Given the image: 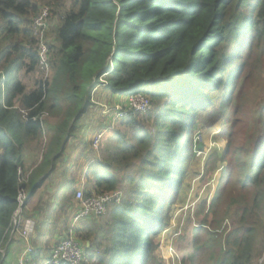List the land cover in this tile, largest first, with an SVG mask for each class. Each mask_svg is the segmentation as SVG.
Instances as JSON below:
<instances>
[{
    "label": "trees",
    "instance_id": "obj_1",
    "mask_svg": "<svg viewBox=\"0 0 264 264\" xmlns=\"http://www.w3.org/2000/svg\"><path fill=\"white\" fill-rule=\"evenodd\" d=\"M62 2L0 0V247L25 187L24 149L43 136L41 117L57 114V93L64 92L66 109L59 108L39 166L48 164L49 172L111 62L105 78L110 93L123 100L142 94L152 109L120 119L101 141L102 158L89 167L93 184L85 194L125 187L121 203L109 211L112 221L93 226V238L82 244L89 264L158 262L157 236L169 227L194 147L201 148L193 132L202 118L207 127L222 120L226 146L219 161L225 166L213 198L180 215L172 254L180 264H258L264 251V101L258 119L246 104L264 83V0H74L53 28L48 74L40 77L31 19L42 3L54 15ZM86 64L96 73L79 98ZM105 224L106 246L96 238Z\"/></svg>",
    "mask_w": 264,
    "mask_h": 264
},
{
    "label": "rangeland",
    "instance_id": "obj_2",
    "mask_svg": "<svg viewBox=\"0 0 264 264\" xmlns=\"http://www.w3.org/2000/svg\"><path fill=\"white\" fill-rule=\"evenodd\" d=\"M73 1L74 0H63L60 9L56 10L57 12L55 13L57 14H54V15L51 14V12L55 11V9L53 10L52 6L51 7L47 6L45 5V3H42L39 6L38 12L31 19V23H30L31 28H32L35 20L41 15L44 16V24H45L44 30L42 32H38L37 35L34 34L33 31H31L32 32L31 36L36 42L35 47L37 49V52H38L40 41L45 46L47 45L48 50H49L50 43L53 41V39H55L54 33L52 32L53 28L54 26L58 24L60 16H65V13L71 8ZM57 43L58 44L60 43L59 40L57 42L55 40L54 44L56 46H57ZM72 51L73 50L71 49L69 52H72ZM39 68L40 67L38 66L37 70L40 73L39 74L40 77L42 75L45 76L46 72H44L43 70ZM95 71L91 72L87 64L83 66V68L82 66L80 67L79 79H80V87L82 86V88L78 92L79 98L83 96L85 89L88 87L89 79ZM262 74L263 75L260 76V78L261 80H264V72H262ZM99 76L100 75H98L97 77L99 78ZM95 82H98L97 78ZM57 96H58L57 101L59 103H58V106H56L57 104L54 105L56 106L54 108H57L56 109L57 114H55V116L43 115L41 117L42 122H43L42 124L43 136L40 140L27 144L28 152H32L36 155L40 153L42 154L45 147L47 149V150L45 149V151H49L48 149H50L51 143L48 146L47 142L50 141L49 138L52 139L53 135L55 134L56 130L54 131L55 129L54 127L58 122L57 116H58L59 108L66 109V106H67L66 104L68 102V98L67 96H65L64 92L57 93ZM90 96L92 98V100H90V104L87 106L83 114L80 115L78 120L74 123L73 128L70 131V136L72 138L73 137L80 138L83 136L82 133L80 132L82 121H85V118L88 116H90L91 118V127L89 128V132L87 134V135H90V139L91 138L93 139L97 134H100V133L102 134V139L104 137H107L108 132L116 128L117 124L120 122V119L116 116V111L112 109L115 106H119V105L125 106L130 95L127 96L123 100V99L118 98L115 95H112L110 91L107 89V86L104 88H100L94 84L91 90ZM112 96H114L116 100L113 102H109ZM101 99L105 101L104 104L99 103V100ZM262 101H264V83L262 84L261 88L257 92H254L252 93L251 96H249L247 100V104H246L249 110L251 111V113H253L257 119H258L257 115H259L258 113L259 104ZM150 108L152 109V105H150ZM206 121L207 120L205 118H202L201 120L197 121L198 122L197 126L194 129L193 136H194L195 142H200L201 148L198 149L197 145L194 147L195 157L189 163V166L186 171L185 179L178 193L176 202L171 206L169 210V216H170L169 227L162 234L157 236V240L159 241L160 246L154 252V256L158 260L156 264H180L176 256L173 255V259H171L170 250H169V248H171V240L174 238L173 233L175 232L177 228L178 219L182 213L186 212L187 208H193L199 202L203 200H207L209 202L213 198L216 187L219 182L221 169L225 166L224 163L219 161L222 155V152L224 151L225 146H226V142L223 140L220 134L221 129L223 127L222 120L220 119L215 120L214 123L208 127L205 125ZM112 140L113 139H111V142L109 144L113 142ZM94 154L97 158L99 159L102 158L100 147L98 151L94 152ZM104 156L106 157L107 155H104ZM95 162L96 161L94 158L93 163ZM113 171L115 174H119V175L121 174V176L125 175L127 172L125 170L122 171V169L121 170L115 169ZM136 176L134 178H136ZM124 190H125V187L123 188L120 187L118 188V190H114V191H120L123 197ZM112 206H113L112 204L109 205L107 207L105 214L99 219H97L98 223H88L89 227L83 229V231L87 229L88 230L86 232V236H81L82 244L84 243L83 241H86L87 239H89L88 236H91L93 238L94 232L92 233L90 231V230H93L91 229L93 225L96 226L97 224V227H98L99 223L104 224V223H109L112 221V218L109 214V211L112 208ZM234 209H236V207H233L232 213ZM109 232H110L109 226L105 224L103 231L96 236L97 240L100 241L104 246L108 244V239L110 236ZM81 241L79 240L80 243ZM32 242L39 244L44 241H42L40 236L35 232ZM21 249H22V246H21ZM161 256H165L164 262ZM263 261H264V251H263L261 258L258 259V264H262Z\"/></svg>",
    "mask_w": 264,
    "mask_h": 264
},
{
    "label": "crops",
    "instance_id": "obj_3",
    "mask_svg": "<svg viewBox=\"0 0 264 264\" xmlns=\"http://www.w3.org/2000/svg\"><path fill=\"white\" fill-rule=\"evenodd\" d=\"M115 100L112 96L109 102ZM104 102L102 99L99 100L100 104ZM90 127L91 118L88 116L85 121H82L80 132L83 136L80 138L70 136L65 140L62 154L59 159L51 162L49 172L48 164L39 168L42 163L41 153L36 155L28 152L27 146L24 149L22 172L27 201L22 211L20 226L25 220L33 222L30 243L36 262H41L48 256L51 249L65 236L71 226L72 218L77 212L76 191L82 189L85 192V188L88 189L93 184V179L89 176V167L97 157L91 149L92 138L90 139V135H87ZM29 175L32 176L31 186H26ZM96 220L88 218L74 225V233L80 241L81 236H86L88 230L83 231V229L89 227L88 223H97ZM35 232L44 242L39 244L32 242ZM85 244L87 246L88 242L84 241V246ZM21 246L23 248L18 231L13 228L9 238L0 247V264H16ZM161 258L164 262L165 256Z\"/></svg>",
    "mask_w": 264,
    "mask_h": 264
},
{
    "label": "built area",
    "instance_id": "obj_4",
    "mask_svg": "<svg viewBox=\"0 0 264 264\" xmlns=\"http://www.w3.org/2000/svg\"><path fill=\"white\" fill-rule=\"evenodd\" d=\"M45 28L44 16H39L32 27L34 34L42 32ZM49 50L47 45L45 46L41 41L38 47V66L39 69L46 72L44 78L48 74V61L47 57ZM45 67V68H43ZM113 70L111 62L108 64V68L103 74L97 79L95 85L104 88L107 86L105 80L106 76ZM45 74V73H44ZM94 90V89H93ZM151 101L142 94L130 95L125 106H115L112 110L116 111V116L119 119L135 117L136 115H143L148 113L151 108ZM102 140V134H97L91 142V149L93 152L98 151ZM122 199V193L120 191H112L107 194H96L94 192L85 194L82 189H78L75 193V200L77 202V212L74 214L71 222V226L68 228L65 236L51 249L48 256L41 262L34 260V252L30 243V236L32 233L33 222L25 220L22 226H20V219L22 211L26 205L27 192L23 187L19 189L17 195V207L12 217V227L17 229L23 248L18 254L16 264H89L87 253L83 245L80 244L79 240L74 233V225L79 221L94 218L98 219L102 217L107 207L110 204H119ZM13 230V229H12ZM170 256L173 259L171 248Z\"/></svg>",
    "mask_w": 264,
    "mask_h": 264
}]
</instances>
